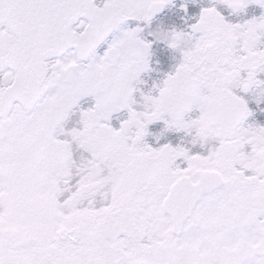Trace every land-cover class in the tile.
Returning <instances> with one entry per match:
<instances>
[{
    "label": "snow or ice",
    "instance_id": "snow-or-ice-1",
    "mask_svg": "<svg viewBox=\"0 0 264 264\" xmlns=\"http://www.w3.org/2000/svg\"><path fill=\"white\" fill-rule=\"evenodd\" d=\"M0 264H264V0H0Z\"/></svg>",
    "mask_w": 264,
    "mask_h": 264
}]
</instances>
